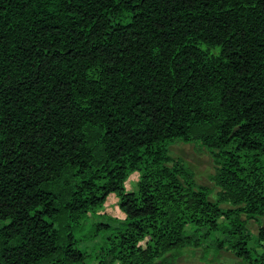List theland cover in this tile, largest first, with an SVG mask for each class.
I'll return each mask as SVG.
<instances>
[{"label": "trees", "instance_id": "16d2710c", "mask_svg": "<svg viewBox=\"0 0 264 264\" xmlns=\"http://www.w3.org/2000/svg\"><path fill=\"white\" fill-rule=\"evenodd\" d=\"M263 219L264 0H0V264H264Z\"/></svg>", "mask_w": 264, "mask_h": 264}, {"label": "rangeland", "instance_id": "374dc122", "mask_svg": "<svg viewBox=\"0 0 264 264\" xmlns=\"http://www.w3.org/2000/svg\"><path fill=\"white\" fill-rule=\"evenodd\" d=\"M171 154L175 159H182L185 165L191 170L196 182L199 185H205L217 191V187L212 180L213 175L216 173V162L212 152L206 147L202 146L199 142L184 143L181 141L176 142L171 146ZM139 174L134 173L130 175L127 180L126 186L128 191L137 189ZM212 199L215 195L211 196ZM119 199L116 194H111L105 205L96 215H90V218L84 222L85 231L98 222H105L113 226H117L115 220H122L125 214L120 210L118 205ZM264 222V219H263ZM250 229L254 235L258 234L259 227L255 222H251ZM102 238L94 241H86L83 247L89 249V253H93L94 249L102 243ZM219 264H241V261L231 251H222ZM203 257V249L197 251L188 250L185 255L179 259L178 264H193L199 263ZM212 258V255L210 256ZM88 264H94L92 258L89 259Z\"/></svg>", "mask_w": 264, "mask_h": 264}]
</instances>
